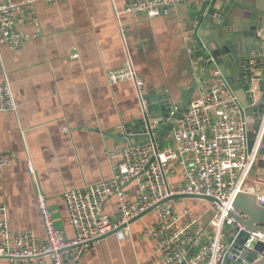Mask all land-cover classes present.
Returning <instances> with one entry per match:
<instances>
[{
    "label": "crops",
    "instance_id": "1",
    "mask_svg": "<svg viewBox=\"0 0 264 264\" xmlns=\"http://www.w3.org/2000/svg\"><path fill=\"white\" fill-rule=\"evenodd\" d=\"M30 1L17 23L29 40L17 50L0 47V84L10 86L16 106L0 113V154L16 158L0 168V205L12 231H31L43 242L37 196H44L64 237L72 238L62 194L109 181L122 146L118 130L140 125L133 84L111 85L109 74L130 65L148 93L166 94L176 104L192 78L182 65L186 12L179 7L145 19L124 13L127 3L138 0ZM28 161L34 175L27 172ZM124 193L133 200L138 186L131 183ZM103 214L118 217L115 197L106 201ZM153 222L150 213L131 224L124 240L96 242L77 264H160L155 243L141 235Z\"/></svg>",
    "mask_w": 264,
    "mask_h": 264
},
{
    "label": "built area",
    "instance_id": "2",
    "mask_svg": "<svg viewBox=\"0 0 264 264\" xmlns=\"http://www.w3.org/2000/svg\"><path fill=\"white\" fill-rule=\"evenodd\" d=\"M188 1L138 0L127 3L124 13L152 19ZM31 4L30 0H0V47L17 50L29 40L30 36L18 30L17 23L28 14ZM108 81L111 85L131 82L137 98L147 92L144 81L135 75L130 65L110 73ZM201 89L177 120L173 118L178 109L174 104L168 117L148 115V120L141 107L138 128L118 130L123 142L116 151L112 178L62 194L72 238H65L56 227L42 195L37 196V206L45 233L43 242L31 231H12L6 208L0 205V259L10 264H77L103 236L113 233L116 240H124L131 221L153 207L150 213L154 215V222L141 235L155 243L154 251L161 258L160 264L223 261L238 234L246 231L244 225L232 217L240 221L247 219L233 207L236 195L241 192L254 195L256 203L264 207V180H255L254 187L247 185L251 167L263 147L264 111L257 119V129L251 130L253 144L249 149V129L243 109L220 72L214 71L210 83ZM247 92L251 106L256 105L260 98L256 80ZM15 109L10 86L0 84V113ZM249 120L254 122V119ZM170 124L172 128L165 136L164 130L158 128L165 129ZM15 161L11 154H0V168ZM26 168L34 175L29 161ZM131 183L138 186V193L135 199L128 200L124 188ZM112 196L116 199L118 217L109 219L103 214V206ZM174 196L207 197L212 201L178 198L162 202ZM191 200L197 201L199 206L205 203L209 206L195 211L188 205ZM205 217L208 218L203 223ZM228 238H231L230 243ZM258 243L264 244V234L248 232L241 247L259 258L263 252L255 251Z\"/></svg>",
    "mask_w": 264,
    "mask_h": 264
},
{
    "label": "water",
    "instance_id": "3",
    "mask_svg": "<svg viewBox=\"0 0 264 264\" xmlns=\"http://www.w3.org/2000/svg\"><path fill=\"white\" fill-rule=\"evenodd\" d=\"M179 8L186 12L184 17L186 29L183 32L181 47L182 65L188 77L192 78V83L178 104L170 101L166 94L160 96L162 94L159 92L156 94L146 92L145 95L138 97V102L145 112V119L148 120V115L168 117L169 109L173 104L178 107L173 118L179 119L191 101L199 95L200 88L210 83L212 73L219 71L243 109L249 129L248 146L251 149L253 144L251 130L257 129V119L264 111V36L260 33L264 29V0H189ZM254 80L259 85L260 98L256 105L251 106L247 91ZM250 118L254 119V122L251 123ZM147 128L149 129L148 122ZM170 128H172L171 124L165 129L161 127L158 129L164 130L166 136ZM148 134L151 135V130ZM116 139L120 143L123 142L119 134ZM257 179L264 180V135L263 147L260 149L259 158L251 167L247 185L254 187ZM178 198L212 201L207 197L174 196L162 202ZM233 207L247 216L245 221L232 216L244 225L246 231L238 234L230 253L218 264H264V244L258 243L255 246V251L263 252L259 258L255 253L241 247L248 232L264 234V207L256 203L254 195L242 192L236 195ZM152 209L153 207L131 222L141 219ZM112 234H107L97 241ZM227 242L230 243L231 238H228Z\"/></svg>",
    "mask_w": 264,
    "mask_h": 264
},
{
    "label": "rangeland",
    "instance_id": "4",
    "mask_svg": "<svg viewBox=\"0 0 264 264\" xmlns=\"http://www.w3.org/2000/svg\"><path fill=\"white\" fill-rule=\"evenodd\" d=\"M260 33L262 34V36H264V29H262ZM263 45H264V42H263ZM27 172H28V170H27ZM28 174H29V172H28ZM29 175H30V174H29ZM193 204L196 205V204H197V201L191 200V201L188 202V205H191V206H192ZM205 205H206V206H209L208 203H205ZM130 257L132 258L131 255H130ZM135 258H136V257H135ZM136 262H140V261H139L138 259H136Z\"/></svg>",
    "mask_w": 264,
    "mask_h": 264
}]
</instances>
